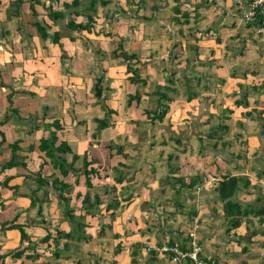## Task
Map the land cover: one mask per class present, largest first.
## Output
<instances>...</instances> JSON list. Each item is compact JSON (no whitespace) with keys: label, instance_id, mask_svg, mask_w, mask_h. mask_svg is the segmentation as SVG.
Listing matches in <instances>:
<instances>
[{"label":"crops","instance_id":"1","mask_svg":"<svg viewBox=\"0 0 264 264\" xmlns=\"http://www.w3.org/2000/svg\"><path fill=\"white\" fill-rule=\"evenodd\" d=\"M12 1L0 0V120L12 108L10 118L0 124V165L9 159L12 144L25 165L0 168L3 264L48 262L51 250L38 241L46 230L70 229L63 218L69 208L72 221H84L87 238H57L61 248L56 246L50 264H92L96 259L97 264H130L131 258L136 264H175L158 248L177 243L184 249L192 237L202 247L199 258L217 264H264V213L254 214L255 207L264 211V36L254 31V22L241 20L235 2L104 0L90 26L76 30L67 21L83 24L86 17L63 10L62 0L50 6L48 0H21L18 9ZM54 10L63 12L60 21ZM58 38L63 45L59 50ZM119 51L134 53L131 62L139 82L131 81L121 57L109 56ZM101 52L104 58L96 59ZM100 74L105 90L99 102L91 86ZM158 86L169 101L162 119L152 121L159 132L154 135L136 117L150 121ZM151 98L155 105L146 106ZM106 108L111 110L108 125L97 132L96 120ZM123 113L136 117L123 119ZM53 120L59 124L57 142L64 141L79 157L73 166L82 169L87 162L86 168L94 171L90 189L108 188V200L116 208L105 210L102 201L94 215L84 214V174L68 170L62 177L38 149L50 131L44 124ZM129 123L133 128L127 137L121 132ZM140 132L149 139L142 143ZM119 145L125 156L116 153ZM64 158L70 162L71 154ZM108 163L112 175L105 184L101 170ZM37 173L48 181H65L69 190L61 194L66 201L58 198L56 188L46 187L45 201L38 202L43 189L34 190ZM231 176L241 187L233 199L237 217L223 212L224 201L214 189L221 178ZM11 223L21 226L28 240L20 242ZM27 241L34 243L31 259L8 255Z\"/></svg>","mask_w":264,"mask_h":264},{"label":"trees","instance_id":"2","mask_svg":"<svg viewBox=\"0 0 264 264\" xmlns=\"http://www.w3.org/2000/svg\"><path fill=\"white\" fill-rule=\"evenodd\" d=\"M38 0H32V2H37ZM59 0H48L49 2V6L51 4H56L58 3ZM106 1L104 0H70V2L64 3V1L62 0L61 4H62V8L64 10V8H71L73 9V12L76 13H83L86 17V21L81 24V23H73L71 20L67 21V26L72 28V29H76V30H82V29H87L90 24L92 23V15L94 14L95 8L98 5H103L105 4ZM21 4V0H13L11 2V5L18 9L20 7ZM30 4V3H29ZM48 6V7H49ZM55 17H59L61 14H63V12H61L60 10H54V12L52 13ZM40 28V27H39ZM39 34L42 35V31L39 30ZM117 56L121 57V59L123 61L126 62V70L128 72H131V81H140V78L137 75L136 69L133 68V64L131 60L133 58H135L134 53H126L124 51H119L117 54ZM105 90V85L103 84V76L97 75L94 77V81L92 83L91 86V94L100 102L102 99V95L103 92ZM160 86H158L155 89V97H156V105H155V109L153 110L152 114H150V120L151 121H160L162 119V117L165 114V111L167 110V103L169 101V97L163 93L160 92ZM10 97L11 95H7L6 99L8 104H10ZM102 107H104V105H101ZM111 112L110 109H105L104 115L102 118L97 119L96 120V131L98 132L99 129H101L102 127H105L108 125V119L107 116L109 115V113ZM12 113V108L8 107L5 114L3 115L2 119L0 120V124H2L3 122H5L7 119L10 118ZM45 127H47L50 131L48 133V135L44 138H41L39 140L38 143V149L40 151H43L45 156L48 157L49 162L51 163V166L58 169L60 175H62V177H64L67 173L68 170H71V172L77 176L79 174H84L85 176V186L87 188V190L84 192V194L81 197V207L84 210V214H88V215H94V212L98 209V206L102 203V201L105 202L104 208L105 210H109V209H114L117 207V204L115 202H113L112 200H108V193L109 190L108 188H105V190H99L97 188H92V190L90 189L92 187V184L90 182V176L89 174L93 173L94 171L91 168H86L87 162L83 161L82 164V169L79 168H75L73 166V163L75 160H77L79 157L78 155L74 154L71 152V150L69 149V147L67 146V144L64 141H59L57 142V136L55 131L57 129H59V124L57 123V121L53 120L51 123L49 124H44ZM52 126V129H50V127ZM1 135V139L0 141H3V136ZM57 142V143H56ZM110 148V145H109ZM10 149V157L7 161L3 162L0 165L1 169L4 168H8V167H13V166H24V156H19L15 153V151L17 150V145L16 144H12L9 146ZM117 151L116 153L121 154L122 156H125L124 153H122V149L123 146L119 145L117 146ZM66 153H70L71 154V160L70 162H66L64 155ZM194 179V178H193ZM118 181L121 180V178H117ZM2 183V182H1ZM6 182H4L5 184ZM191 183V181H190ZM188 182V184H190ZM193 184V183H192ZM239 180L237 177L235 176H231V177H223L221 178L215 185L214 189L216 191V193L218 194L219 199H221V201H224L223 204V212L226 215H231L234 217H237L236 215L239 214V208L237 207L236 210H234V208L238 205L234 199V196L236 194V192L241 188L239 185ZM247 183H245L246 185ZM56 185H58V187H56ZM46 187H53L56 188L58 190V198L66 201L67 196L66 195H62L61 193L64 191H68L69 187L67 186L66 182L63 181L62 179H58L56 177H54L51 181H48V179H46L43 176H40L38 173L36 174V178H35V187L34 190H38V189H43L42 191V198L38 199V202H43L45 201L46 195L48 193V191L44 188ZM247 188V187H245ZM32 199H34L32 196H30V200L32 201ZM37 199V198H36ZM236 204V205H235ZM70 208L66 209L63 213V218L68 220V222L70 223V229L68 231H63L61 229H57L54 227V231L51 234L48 230H46V233L39 239L38 242H43L46 243L47 241L51 240V238L55 239V238H62L65 241L68 240H76V241H81L82 239H86V235L83 231V223L84 221L82 220V218L77 219L76 221H72L73 220V214H71L70 212ZM264 211L262 210L261 207H255V212L254 214L256 215H261L263 214ZM246 214V213H245ZM237 219V218H236ZM41 222L43 223V221L41 220ZM235 224H238V220L235 221ZM44 225L46 226L47 223L44 222ZM8 226H13V228H16L19 232V241L22 242L23 240H28V235L24 232L23 228L19 225H16L14 223L9 224ZM100 230L98 232V234L100 235ZM53 239V240H54ZM34 247V243L32 242H28L26 243L25 246L23 247H17L16 249H13L12 252H9L8 255L11 256V258L13 257H19L22 254H24V257H26L27 259H31L32 253H34L33 250ZM63 249H66V243H63ZM30 252V254H29ZM118 250L116 249V251L114 253H117ZM133 250L131 251L132 254ZM53 255H57V253H54ZM3 255L0 254V264H3ZM97 260H94L92 262V264H97ZM77 264H80V261L76 262ZM24 264V263H23ZM26 264V263H25ZM28 264V263H27ZM30 264V263H29ZM32 264V263H31ZM43 264V263H41ZM130 264H136V262L134 260H130Z\"/></svg>","mask_w":264,"mask_h":264},{"label":"built area","instance_id":"3","mask_svg":"<svg viewBox=\"0 0 264 264\" xmlns=\"http://www.w3.org/2000/svg\"><path fill=\"white\" fill-rule=\"evenodd\" d=\"M238 7L240 18L245 23L254 22V31L264 36V0H233ZM149 250L150 247L146 246ZM201 245L192 237L186 248L181 249L177 243L163 244L158 252L168 253L169 260L175 264H217L213 260L199 258Z\"/></svg>","mask_w":264,"mask_h":264},{"label":"rangeland","instance_id":"4","mask_svg":"<svg viewBox=\"0 0 264 264\" xmlns=\"http://www.w3.org/2000/svg\"><path fill=\"white\" fill-rule=\"evenodd\" d=\"M59 21H60V17L59 18H57ZM42 33H44V31H42ZM45 34H46V32H45ZM47 35V34H46ZM57 47H58V50L59 49H61V48H63V45H62V42L60 41V39L58 38L57 39ZM56 43V42H55ZM110 45L113 47V46H115V43L112 41V42H110ZM97 52H100V51H98L97 50ZM64 53V51L63 50H60V55L62 56V54ZM60 56V61H61V64L62 65H64L65 64V57H61ZM109 56L110 57H112V60H117V59H119L120 60V57H118L115 53H112V52H110L109 53ZM104 58V56H103V53L101 52L100 54L99 53H96V56H95V58L97 59H101V58ZM148 90H149V87H146ZM163 90H165V89H162V87H160V92L161 91H163ZM64 92H60V94H58V97H60L59 95H62ZM37 100V99H36ZM154 99L153 98H151L150 99V102H146V106H149V107H153L155 104H154V102H155V100L153 101ZM39 103V102H38ZM152 103V105L153 106H150V104ZM35 107H37V105L35 104ZM124 109V108H123ZM65 111L67 112V109L65 108ZM121 117L124 119L125 117H127V118H131V117H136L134 114L132 115V114H129V115H126V114H122L121 115ZM136 118H138V120L139 119H142V121L144 122V120L146 121V125H144L142 122H140L143 126H147V127H149V129H150V132H153L154 133V135H158L159 134V132H158V129H157V127H156V125H153L152 124V121L150 122L149 120H146L144 117H136ZM130 121H133V120H130ZM129 121V122H130ZM148 121V122H147ZM230 121L231 122H233L232 121V119H230ZM126 121H124V123H125ZM131 126H132V124L131 123H129V124H127L126 126H125V128H124V132H121L122 134H124V136H127L128 137V134H129V136L131 135L130 134V132H128L130 129H129V127L131 128ZM72 127H73V125H72ZM133 128V127H132ZM131 128V129H132ZM148 129V130H149ZM93 130V123H92V121H90V124H89V131H92ZM139 131H141L140 129L137 131V132H139ZM113 134H115V132H112L111 133V135H113ZM122 134H119V136L120 135H122ZM134 135V134H133ZM139 138L140 139H142V143H143V141H144V139L145 140H148L149 139V137H143L142 138V134H141V132L139 133ZM90 137V144H91V146L93 147V148H96L98 145H96V143L97 142H95L94 140H96L95 138L96 137H94V136H89ZM118 138V133H117V135H116V139ZM137 138V137H136ZM106 139V138H105ZM229 139L231 140V136H229ZM124 140H126V138L124 139ZM112 141V140H111ZM93 142V143H92ZM115 142V141H114ZM98 149H99V147H98ZM117 158V157H116ZM116 158H112L111 159V162H110V164H112V163H114L115 162V159ZM109 163H108V166L106 165V167L104 166V171H102L101 170V178H100V181H102L103 183H105V184H108V181H110V178H109V175L111 174L112 175V172H110V167H109V165H110ZM242 168H244V167H242ZM106 174H107V176H106ZM93 183L95 184V183H97V182H95V180L93 181ZM103 204V203H102ZM102 207V206H101ZM50 232V231H49ZM87 238V237H86ZM54 239V238H53ZM57 238H55L53 241H51V240H49V241H47L46 243H47V251H50L51 250V255H49V254H47V256H48V259H47V261L48 262H40V261H33L34 262V264H41V263H43V264H50V262L52 261V262H54V258L53 257H55V255H53L54 253H57V252H55L54 250L56 249V246H58L59 248H61V245H60V243H62V241L61 240H59L60 241V243L58 242V243H55V240H56ZM58 244V245H57ZM104 246V245H103ZM39 250L40 249V247L38 246V248H35V250ZM52 249H53V251H52ZM43 254H46V251L43 253ZM81 254V253H80ZM38 255V257H43V258H45V255H40V254H37ZM120 262H122V261H120ZM67 264H73V262H66ZM87 264H91V262H89L88 261V263ZM99 264H105L104 262H100Z\"/></svg>","mask_w":264,"mask_h":264}]
</instances>
